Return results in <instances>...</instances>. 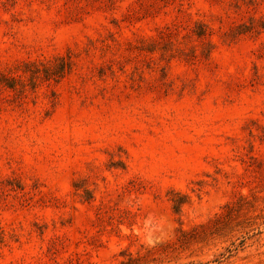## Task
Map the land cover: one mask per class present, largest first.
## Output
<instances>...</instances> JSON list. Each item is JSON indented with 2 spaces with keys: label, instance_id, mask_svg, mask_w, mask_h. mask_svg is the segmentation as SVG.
Returning <instances> with one entry per match:
<instances>
[{
  "label": "rangeland",
  "instance_id": "obj_1",
  "mask_svg": "<svg viewBox=\"0 0 264 264\" xmlns=\"http://www.w3.org/2000/svg\"><path fill=\"white\" fill-rule=\"evenodd\" d=\"M0 264H264V0H0Z\"/></svg>",
  "mask_w": 264,
  "mask_h": 264
}]
</instances>
